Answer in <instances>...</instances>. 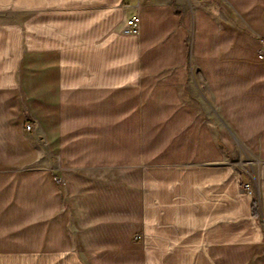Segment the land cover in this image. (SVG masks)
Instances as JSON below:
<instances>
[{
  "label": "crops",
  "instance_id": "0c3cea01",
  "mask_svg": "<svg viewBox=\"0 0 264 264\" xmlns=\"http://www.w3.org/2000/svg\"><path fill=\"white\" fill-rule=\"evenodd\" d=\"M86 8L0 47V264H264V0Z\"/></svg>",
  "mask_w": 264,
  "mask_h": 264
},
{
  "label": "rangeland",
  "instance_id": "374dc122",
  "mask_svg": "<svg viewBox=\"0 0 264 264\" xmlns=\"http://www.w3.org/2000/svg\"><path fill=\"white\" fill-rule=\"evenodd\" d=\"M112 2L113 0H0V47L4 41L6 50L4 62L9 66V61H11L6 42L9 41V46L11 47V42L14 36V24H20L23 26V24L28 21L30 13H36V9L39 6L42 7L44 3H52L53 5L67 3L69 4L70 9H74L77 4H80L81 8L82 6H88L90 8H86V10H91L94 5L107 7L110 6Z\"/></svg>",
  "mask_w": 264,
  "mask_h": 264
},
{
  "label": "built area",
  "instance_id": "2783aa9c",
  "mask_svg": "<svg viewBox=\"0 0 264 264\" xmlns=\"http://www.w3.org/2000/svg\"><path fill=\"white\" fill-rule=\"evenodd\" d=\"M137 27H138V16L137 14H133L125 20L123 32L135 33L137 30ZM255 55L260 61L264 62V40L262 41V46L257 48ZM24 128L28 130L30 128V125L25 124ZM54 183L61 184V180H59L58 178H54ZM241 188L243 190H247L249 188L248 183H242Z\"/></svg>",
  "mask_w": 264,
  "mask_h": 264
},
{
  "label": "trees",
  "instance_id": "16d2710c",
  "mask_svg": "<svg viewBox=\"0 0 264 264\" xmlns=\"http://www.w3.org/2000/svg\"><path fill=\"white\" fill-rule=\"evenodd\" d=\"M251 214H252L253 217L256 216V214H255V202H254V200L251 203Z\"/></svg>",
  "mask_w": 264,
  "mask_h": 264
}]
</instances>
